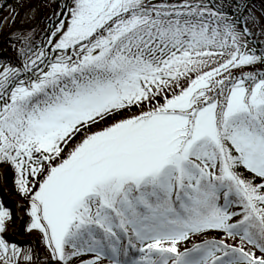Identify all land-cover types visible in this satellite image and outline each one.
<instances>
[{
  "label": "snow or ice",
  "instance_id": "6c2138e0",
  "mask_svg": "<svg viewBox=\"0 0 264 264\" xmlns=\"http://www.w3.org/2000/svg\"><path fill=\"white\" fill-rule=\"evenodd\" d=\"M58 8L0 59V264H264L251 0Z\"/></svg>",
  "mask_w": 264,
  "mask_h": 264
},
{
  "label": "rangeland",
  "instance_id": "374dc122",
  "mask_svg": "<svg viewBox=\"0 0 264 264\" xmlns=\"http://www.w3.org/2000/svg\"><path fill=\"white\" fill-rule=\"evenodd\" d=\"M39 1V0H38ZM59 1V3H58ZM36 0H28L24 4L19 3L18 6L15 7L16 10H6L0 15V59H7V56H10L12 58L17 56V51L16 49L19 48L20 46L14 40V37L16 34L20 33H30L29 31H33L38 28H42V30L45 31V29L48 27L49 23L46 22V25L44 24V21L42 19L46 18L48 15H51V18H53L54 13H56L58 9V5L62 2V0H40L39 1V8L42 12V17L38 21V25L34 27L33 29H21V26L24 25L27 26L30 23H32L36 19L37 15V9L34 6V3ZM44 27V28H43ZM3 40V44H2ZM6 43L10 46L11 51L13 55L10 54L9 49L6 48ZM15 44V48L13 45ZM4 48H3V47ZM11 174L9 173L8 175V187L11 188ZM4 189L0 187V193H3ZM0 198H4L0 196ZM15 207V205H12ZM11 239H13L15 242H17L19 245L22 247H34L38 250L40 253V258L43 261L44 256L43 253L45 251L43 245L41 244V241L39 239V234L38 233H32L28 234L22 230H18L16 234L11 236Z\"/></svg>",
  "mask_w": 264,
  "mask_h": 264
},
{
  "label": "trees",
  "instance_id": "16d2710c",
  "mask_svg": "<svg viewBox=\"0 0 264 264\" xmlns=\"http://www.w3.org/2000/svg\"><path fill=\"white\" fill-rule=\"evenodd\" d=\"M26 1L28 0H0V15L6 10H11V11L16 10L15 7L18 6L19 3L24 4ZM251 4L254 7L256 16L264 18V1L251 0ZM15 12H17V10ZM257 31H259V29H257ZM30 33H33L34 39L37 42H39L42 38H44L43 37L44 30H42V28L35 29ZM261 39H264V37H261ZM9 51L10 54L13 55V52L11 51L10 47H9Z\"/></svg>",
  "mask_w": 264,
  "mask_h": 264
}]
</instances>
